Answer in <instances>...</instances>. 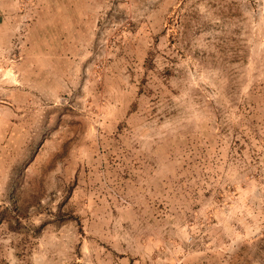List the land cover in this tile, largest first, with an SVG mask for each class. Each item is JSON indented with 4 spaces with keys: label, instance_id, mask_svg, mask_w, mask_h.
<instances>
[{
    "label": "rangeland",
    "instance_id": "obj_1",
    "mask_svg": "<svg viewBox=\"0 0 264 264\" xmlns=\"http://www.w3.org/2000/svg\"><path fill=\"white\" fill-rule=\"evenodd\" d=\"M0 264H264V0H0Z\"/></svg>",
    "mask_w": 264,
    "mask_h": 264
}]
</instances>
